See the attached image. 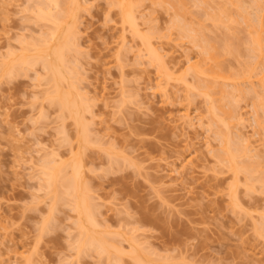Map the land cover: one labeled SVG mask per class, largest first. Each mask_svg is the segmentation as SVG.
<instances>
[{"label":"rangeland","instance_id":"obj_1","mask_svg":"<svg viewBox=\"0 0 264 264\" xmlns=\"http://www.w3.org/2000/svg\"><path fill=\"white\" fill-rule=\"evenodd\" d=\"M35 1L38 0H0V66L9 52L18 54L26 47L32 50L34 42L37 45L48 37L45 31L52 29L53 23L37 20L34 7L37 9L36 4L44 0ZM197 1H186L192 13L187 11L190 17L186 19L183 15L185 24H193L195 28L191 30L195 31L203 28L200 34L210 44H220L218 48L224 55L225 50L234 49H229L233 54L223 57V67L226 75L241 74L246 70L243 62H250L252 56L246 49L249 30L235 12H240L239 8L231 5L233 11L231 6L226 9L230 16L240 17L238 24L232 23L233 19L226 24L223 18L227 30L223 22H212L208 15L216 10L215 14H219L218 7L229 3L207 0L208 7H203ZM244 2L247 4H242L243 9L247 8L248 15L254 17L253 4L251 7L248 0ZM80 4L84 10H78L80 38L75 41L80 51L76 55L77 47L72 46L73 53L69 55L72 62L74 59L72 65H76H71L73 75L78 73L77 78L73 76L77 80L74 85H79L77 91L81 89L78 94L88 96L86 100L79 94L90 134L85 148L79 143L75 122L64 119L58 105L46 98L53 87L41 65L22 70L12 78L3 77L0 71V264H111L106 255L94 250L78 253L74 243L77 216L72 204L66 199L56 201L44 184L42 164L48 158L54 160L53 156L59 158L57 165L64 162L68 167L64 170L67 176L72 174L69 164L75 158L80 161L87 192L100 209H95V215L101 225H110L107 237L121 244L124 252L133 250L128 245L134 243L137 255L150 263L158 260L154 264H264V237L257 235L264 215V184L254 180V189L250 190L241 175L236 191L242 208L234 207L231 187L235 179L217 154L214 156L221 142L208 123L207 103L185 91L184 83L176 80L183 76L194 84L187 60L196 62L201 55L200 48L180 38L181 29H171L178 18L174 8L147 0L139 9L141 14L138 12L142 36H151L150 41L160 49L164 61L177 70L173 73L175 81L167 86L156 67L149 65L142 38H135L128 27L124 29L120 11L111 7V0H81ZM41 34L46 35L42 41ZM235 49L242 50L241 56L239 52L235 54ZM254 95L249 93L241 100L238 96V101L235 98L234 107L238 105L237 112L244 119L241 124L234 122L236 128L231 125V129L232 134L243 133L244 140L248 138L251 148L260 153L262 170L255 167L253 157L245 161L252 164L255 160L253 165L259 172H254L253 177L264 182V129L255 123L260 98L256 100ZM185 112L193 124L200 122L191 128L183 119ZM114 156L115 161L111 160ZM115 233L117 236H113ZM125 254L118 264H137Z\"/></svg>","mask_w":264,"mask_h":264},{"label":"bare ground","instance_id":"obj_2","mask_svg":"<svg viewBox=\"0 0 264 264\" xmlns=\"http://www.w3.org/2000/svg\"><path fill=\"white\" fill-rule=\"evenodd\" d=\"M38 1H35V2L38 3ZM80 1L79 0H68V1L44 0V3H42V4L40 3L38 5L36 4L37 9H36V7H34L35 8L34 10L37 11V15H36L37 20H40L39 22L45 21V23H46V21H48V22H51V24L53 23L52 24L53 27H51L52 29H48L50 32L48 30L45 31L46 34H48L47 35L48 37H45L46 35L41 34L42 39L40 41H42L45 38L46 39L43 40V42H41V43H37V45H35L37 41L35 40L36 42H34V40H33V42L35 43L32 47L33 49L30 50V48H28V50H29L28 51V50H25V49H27V47H26V48H24V51H25L24 52L21 48V50L23 51L22 54L20 53L21 50L18 54H17V52H9V54L7 55V58H6L7 60H4V62L0 66V69H1L0 71H1V74L3 75V77L5 76V78L6 77L12 78V76L15 77L18 75V73L20 74L22 72V70L24 72V70L27 68L30 69L32 67L34 68L38 65H41V67H42L41 69H43L45 71L44 74H47V76H49V79H48L49 84L50 85L52 84V87H53L52 92H51V90L48 91L49 93L46 96V98L48 97L47 99L48 100L50 99L51 102H49V103H53L52 105H54V103L58 105L57 108L60 109L59 111L63 114L62 116L64 119L65 118H69V119L71 118L75 122V125L77 127V131H76V129H75V131L77 132L76 135L79 139V143L82 147L84 146V148H85L86 144H88L87 134H89V133H87L88 131L86 130V126L84 124V122H85L84 117L86 115L82 116V112L84 110L81 108V104L83 103L82 102L83 99L88 98V96H85V98H84V95H86V93L85 92H83L85 94L79 93L80 95L82 94V98H83L82 99L81 96L78 94V91H80L81 89L77 91V89H79V88L78 87L76 88V86H79V85H76V86L74 85V83H76V81H77L74 78H77V76H78L77 75L78 73L76 72L78 70V68H75L77 70L75 71L76 73L73 75V73H74L73 68L76 67V65L75 66L72 65L74 62V59L72 62L71 61L72 55L71 56L69 55L70 54L69 52H71V54L73 53L72 52L73 51L72 46H75L78 49V50L74 49L75 50L74 53L80 51L78 48V43L75 42L76 38L78 39L79 33H80L79 32V29H80L79 20H81V19L78 16V10L79 9L84 10V8H82L83 6L81 5L84 1H82L81 4H80ZM145 1H147V0H145ZM145 1L144 0H111V7L119 9V11H120L119 15H121L120 17L122 20L121 23L123 26L125 25L124 29L125 28L127 29V27H128V31L131 30V33L133 32L132 34L134 36H136L135 38H137V37L142 38L143 44H144V45H142V47L143 46L145 47L144 50L146 51V56L149 59V61L148 60L147 61L150 63V64L149 63L148 64L156 67V69L159 72V75L162 76V80L163 79H164V81L166 80L165 82H167V83H165V84H167V86H168L169 85L168 83L173 82V79L175 81L176 75L174 76L173 73H176L177 70L175 71L174 70L175 67L174 68L170 67L168 65V63L164 61L165 60V59H163L164 55L161 53L160 49L158 47H157L158 49L156 47H154L155 46V45H153L154 43L152 41H150L151 36L148 38H147V36H149V35L144 34L145 37L142 36V33H141L142 28L140 27V25H139L140 23L138 22V20L140 18L138 12L141 10V8H143L142 7L144 5L143 2H145ZM151 1L153 4H159V5L169 4L171 9L173 7L174 8L173 11H176V12H174L175 17H178V18L174 23H172V26L173 25L174 26L171 29L177 28L176 30H178V31L181 29L182 32H181V30L179 31V32H181V33H179L180 38L181 37H183L184 39L187 38V40H189V42L196 45L197 48H200V55H201L200 60H198L196 62H193V60L191 61L190 58L187 60L188 64H189L187 66V68H188V71L192 74L191 77H193L192 79H193V81H195V82H193L194 84L191 85V83H189L186 80V78H182L183 76L180 77V80H178V78L176 80H177V83H179V82L184 83L183 86L185 87V91L190 92V94H194L197 97L200 96L201 98L205 99V101L207 103V113H208L207 115H209L208 118L210 120L208 123H210L211 128L214 127L213 133H215V135H217V137L219 138V141L221 142V143L219 142L221 144L220 151H218L219 150L218 149L217 150L218 153H214V156H215V154H217L216 158L220 161L221 164L223 163L225 165V167L228 169V171H230L232 173L235 181H234V186H232L233 189L231 187V191L233 190L231 199L233 201L234 207L240 208L239 207V206H241L240 202L237 201V196H238V193H237L238 188L237 187L240 184L239 181H242V180H240L242 178L240 176L242 175L244 177V181L246 182L245 184L247 185V188L250 190L254 189L253 188L254 184H255V183H253L254 180L256 182L262 183V185L264 184L263 181H261V180L257 181L256 177H253L254 172L256 174L258 169L260 168V170H262L261 167H263V164L261 163V160H260L261 159L260 153H257L258 150L254 151L255 150L254 147L251 148V144L250 143L248 144V142H249L248 138H247V140H244V138H243L244 134L243 133L239 134V132H237V130H236V132L238 134H232L233 129L236 128L235 127L236 125H234V122L241 124V123H243V119H244L242 117L243 115H240L241 113L239 114L237 112L238 111V105H237V107H234V106H236L234 100L236 97L238 98V96H239L238 100H241L240 98H242V96L243 97L245 96L244 98H247L249 93L251 94V96L253 94H255L254 97H257L256 100H258L260 98L256 102V105L258 108L255 106L257 109H260V110L256 109L257 110V111H255L256 116H254V118L256 117L255 123H256L257 127L264 129V0H251V1L248 0L249 3H251L249 5L251 6L253 4V9L255 8V12H253L254 10L252 11L253 14L255 13L254 17H251L253 15H250V16L248 15L249 13H247V8L243 9L244 8L243 5L247 4V2L246 3L244 2V0H225L226 4L229 3L228 4L229 6H226L224 8H223V6H221V8H223L224 11H222V10L220 11L221 8L218 7L219 14L218 13L215 14V12L217 11L216 10L215 12H212L213 13L212 15L210 13L208 15V18L211 19V17H212V19H213L212 22L215 21L216 23H220V24H221V22H223V18H226V21L228 18V22L225 21L226 24L229 23V21H232V19L234 20V21H232V23L236 22V24H238L237 21H239L238 19H240V17H241L240 20L243 21L242 24L246 23V25L248 27V28L246 27V29H247V32L249 30L248 34H250L249 35L250 36V38H249L250 42H248V43L246 42V49L249 48V49H247L250 53L249 56H252V57H249V59L252 58L254 60L251 62L252 59H250L249 60L250 62H248L246 59L245 63L248 62V65L246 66V64L243 62V65H244V67H246V70L241 71L242 72L241 74L235 73V75H232L233 74L232 73L231 76L226 75V71H225L226 69L223 67L222 59H223V57H225L226 54H233L234 51H233V53H231L232 51L229 50L231 48H229L228 50H225L227 53L224 55L223 52H220V50H219L220 48H218V46L220 44L219 45L217 44V47H216V45H215L216 43L210 44V42L208 41L209 39L207 40L206 38H204V35L202 36L200 34V33H202V30H204L203 28H200L201 29V31H200L197 28V26H199L200 23L198 25H196L197 31H195L194 29L191 30V28H195V26L193 24H192V26H190L191 23L188 24L189 22H187V24H185L186 23V21H185L186 17H188L192 13L191 11H188L189 8L191 9V7H189L186 4V1L188 2V0H186V1L185 0H151ZM195 1H197V0H195ZM193 2H194V0H193ZM200 2L204 4L203 7H206L208 4L207 0L197 1V3H200ZM197 3L195 2V4H197ZM201 3L199 6H201ZM188 4H189V2H188ZM83 5H84V3H83ZM231 5L234 6V9L239 8L240 12L237 11V9L235 11V12H237L238 16H240L239 18H238V16H235V14H233V13H232L233 16L232 15L230 16L231 13L228 14L226 12V9H228V7L230 8ZM232 6H231V11L234 10V9H232ZM85 8H87V7H85ZM82 10H80V13ZM187 11L190 12V13H188L189 15L187 14ZM140 12H142V11H140ZM181 12H183V14H181ZM228 12H230V11L228 10ZM140 16L142 17L143 15H140ZM182 17H184L185 19L183 20ZM206 17H207V15H206ZM234 17L236 19H234ZM225 23L223 22V24H221V25L224 27L226 25ZM186 25L187 26L189 25V26L186 27ZM240 25H241V23L239 24V26ZM225 29H227V27ZM125 31H127V30H125ZM43 35L45 38H43ZM141 38L139 40H141ZM28 44H30V43H28ZM221 49H223V48H221ZM141 50H143V49H141ZM231 50H234V49H231ZM140 53H139V56H140ZM237 53L240 55L242 53V50L240 51V49H238V51H237L235 49V54H237ZM246 56H248V55H246ZM70 57H71V59H70ZM71 65L73 66V68ZM172 69H173V72H172ZM188 71L185 72V73H187V75L189 74ZM2 75H0V76H2ZM75 75H76V77L73 78V76H75ZM74 80H75V82H74ZM240 82L241 83L244 82V85H243V83L241 84ZM160 86L162 87V85H160ZM163 86H166V85L163 84ZM162 88H164V87H162ZM190 94L187 93V95H190ZM246 94H248L247 97H246ZM237 98H236V100H237ZM86 100H88V99H86ZM87 103L88 102H86V104ZM254 104H255V102H254ZM91 107H92V105H91ZM235 108H237V109L235 110ZM81 109L83 110L82 112H81ZM87 110L89 111L91 109L89 108ZM89 112H91V111H89ZM259 112L261 114H259ZM85 113H87V112H85ZM93 115H92V117L94 118ZM182 116H183V119L185 121H187V122H185V124L186 123L189 124L188 126H190V125L194 126V124H196L197 120L196 121L194 120L195 123L193 124L192 119L190 117V114L188 112H185V114ZM198 120H200V119H198ZM197 122H200V121H197ZM239 122H241V123H239ZM86 124H87V122H86ZM231 125H233L232 126L233 129H231ZM89 128L91 129V127H89ZM208 130L211 131V129H208ZM232 135H233V138H232ZM234 139H236V140L234 141ZM234 142L236 144H234ZM95 143H96V141H95ZM96 144H98V143H96ZM233 145H235V146L237 145L238 148H236L237 146L235 147ZM252 146H254V145H252ZM233 147H235V148H233ZM82 150H84V149H82ZM107 152H109V151H107ZM252 153H254V155H252ZM109 155H111V154H109ZM76 156H77V154H76ZM115 156L112 157L111 160L115 161L114 160ZM53 157L55 158L54 160L52 158H51L52 160L51 159L48 160L49 159L48 158L46 161H44V164H42V165H44V166H42V167H44V169H43L44 170L43 171L44 184H45L46 188H48L54 194L56 201L57 200L59 201L61 199H66V200H69L70 201L69 203L72 204L73 210L75 211V214H76L75 216H77L76 222H74L75 223L74 227L77 228L78 235H77V241H74V243L77 244L76 247L78 249V253L81 254L84 252L85 254H87L86 253L87 251L89 253V250H92V251L94 250V252H96L97 254L106 255L107 258L109 259V263L111 262V264H112V261H113V263H115L114 261H116L117 262L116 264H118V262L121 261V256H124V254L127 252L125 255L126 256L130 255L129 258L131 259V257H132L137 264H152V263L154 264V262L156 263V261H158V260H155V259H153V262H151V263H150V261L147 262V261H144L143 259H141V257H139L137 255L138 251L135 250L136 244H134V243L129 242L130 245H128L130 248L132 247L133 250H131V251L128 250L129 252L128 251L124 252L125 250L123 248H121L122 246L119 247V245H121V244L117 243L119 245H116L115 242L110 241V239L108 238L109 236L107 237V235L109 233L108 230H109L110 225L108 224V226H109L108 227L106 223H103V225H104V227H103V225L100 224L98 217H96V215H95V214H97L96 213L97 211H95V209L98 206L96 207L94 205L96 203H93V199L91 198L92 195L90 196L87 192V189L89 187L87 186L88 188L86 189L85 185L87 183L84 184L85 181H83V178H82V174H83L82 168L83 167L80 164V161L75 160L76 158L74 159V161H72L73 160V158H72V160H71L72 162L69 164V168L71 167L72 174L70 176H67V175H64V170L66 171V168L68 169V167L64 166V162H62L63 159L61 161L63 164L61 163V164L57 165L56 163H57V160L59 158L56 160V157L55 156H53ZM252 157L256 160V161L255 160L254 161L258 165L256 163H255L256 166L253 165L254 161L252 164L248 160H246V161L249 162L250 164L245 161V159H250V158L252 159ZM45 158H43V160ZM79 159H81V158H79ZM116 160H118V158ZM66 162H68V161L66 160ZM42 163H43V161H42ZM254 166L259 167V168H255ZM254 176H256V175H254ZM85 180H86V178H85ZM250 182L252 183L251 186L253 185L252 187L250 186ZM263 187H264V185L262 186V189L264 190ZM53 194H51L52 197H54ZM96 201H98V200H96ZM61 203L62 202H60V204ZM99 205H101V204H99ZM241 208H242V206H241ZM97 209L100 212L99 207ZM262 218H263V220L260 222L261 224L259 223L260 225L258 226V230H257L258 234L257 235L258 236L261 235L264 237V215L262 216ZM103 222H105V221H103ZM255 229H257V227H255ZM116 234L117 233H115V235H113V236H117ZM118 238H119V236H118ZM118 238H116L117 241H118ZM116 239L111 238V240H114V241ZM135 242L137 243V240ZM151 253H152V251H151ZM142 254H143V252H142ZM148 256H150V255H148ZM143 258L145 259V256ZM147 260H149V259L147 258ZM122 261H123V259H122ZM159 262H162V261L159 260Z\"/></svg>","mask_w":264,"mask_h":264}]
</instances>
